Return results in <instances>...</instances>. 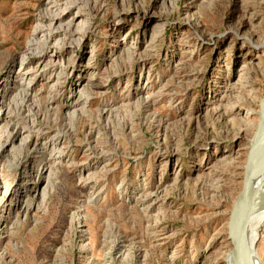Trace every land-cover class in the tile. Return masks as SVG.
<instances>
[{"label":"rangeland","instance_id":"1","mask_svg":"<svg viewBox=\"0 0 264 264\" xmlns=\"http://www.w3.org/2000/svg\"><path fill=\"white\" fill-rule=\"evenodd\" d=\"M263 99L264 0H0V264H231Z\"/></svg>","mask_w":264,"mask_h":264},{"label":"water","instance_id":"2","mask_svg":"<svg viewBox=\"0 0 264 264\" xmlns=\"http://www.w3.org/2000/svg\"><path fill=\"white\" fill-rule=\"evenodd\" d=\"M260 117V121H262V115ZM259 124L261 127L258 126L253 136L244 167L242 190L228 223L227 238L231 244L230 255L233 264H255L252 253L247 248L246 232L257 201L253 184L255 176L254 161L264 142V128H262V123ZM260 197H264V194Z\"/></svg>","mask_w":264,"mask_h":264},{"label":"bare ground","instance_id":"3","mask_svg":"<svg viewBox=\"0 0 264 264\" xmlns=\"http://www.w3.org/2000/svg\"><path fill=\"white\" fill-rule=\"evenodd\" d=\"M59 17H55L53 20L59 21ZM59 33V32H58ZM54 34H57L54 33ZM53 34V35H54ZM52 35V36H53ZM30 54V53H29ZM28 54V56H29ZM32 81H29L25 87L23 88V95H21V102H20V107L25 106L26 102H27V90L28 87L32 84ZM260 115H262V121H260V123H262V128H264V99L261 102V106H260ZM260 124H258L259 126ZM261 127V125H260ZM19 132L16 131L15 135H18ZM14 135V136H15ZM12 136V138H10V141L12 142L13 139H15V137ZM3 147V144H0V152L1 149ZM45 148V146H43ZM43 148V149H44ZM254 179H253V184L255 187V197L257 198V201L255 202V209L253 214L251 215L249 222H248V226H247V232H246V241H247V248L248 250L252 253V258L254 260V263L256 264V259H255V253L252 249L253 244H254V231H252L253 229H251V226L254 223L260 222L261 220H264V197H260L264 194V142L262 143L259 153L254 161ZM8 191H6L5 193L2 194V200H4L7 197ZM230 259H231V255ZM258 261V260H257ZM231 264H233L232 259H231Z\"/></svg>","mask_w":264,"mask_h":264}]
</instances>
